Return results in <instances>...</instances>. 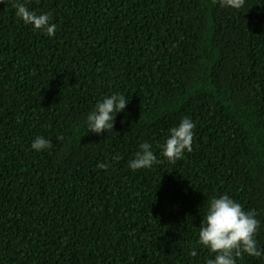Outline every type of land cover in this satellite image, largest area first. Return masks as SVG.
<instances>
[{"label":"trees","instance_id":"16d2710c","mask_svg":"<svg viewBox=\"0 0 264 264\" xmlns=\"http://www.w3.org/2000/svg\"><path fill=\"white\" fill-rule=\"evenodd\" d=\"M16 2L0 0V264H206L200 223L225 194L259 221L262 255L235 264H264V0H19L51 38ZM114 93L113 129L87 133ZM185 117L191 151L169 163ZM142 142L159 162L132 171Z\"/></svg>","mask_w":264,"mask_h":264},{"label":"clouds","instance_id":"9594fccd","mask_svg":"<svg viewBox=\"0 0 264 264\" xmlns=\"http://www.w3.org/2000/svg\"><path fill=\"white\" fill-rule=\"evenodd\" d=\"M244 2L245 0H214V3L220 8L233 10L240 9ZM13 7L15 15L25 25L50 38L53 36L56 25L50 22L47 13L37 14L29 11L25 4L19 0L13 4ZM127 102L128 100L118 93L105 96L98 101L86 116L87 133L100 135L102 132L107 133L108 130H112L116 115L125 109ZM194 127V122L185 117L180 120L177 126L170 128L160 155L169 163H175L183 157L185 152H190ZM30 147L33 151L40 152L50 148L51 142L42 136H36ZM112 159L119 161L120 156L116 154ZM158 162L151 145L142 142L139 144L134 158L128 161L127 166L130 170L137 171L151 168ZM108 166L107 163L98 165L105 170ZM258 226L259 221L255 211H244L242 206L227 194L211 198L207 203L198 233L199 243L212 256L206 261V264H235V259L242 254L253 257L261 256L262 251L257 247L254 239ZM190 255L195 256L196 252L193 250Z\"/></svg>","mask_w":264,"mask_h":264}]
</instances>
